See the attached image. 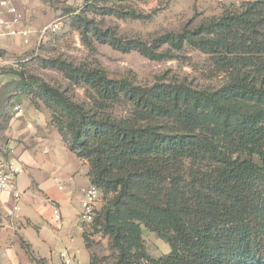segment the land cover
<instances>
[{
	"label": "trees",
	"instance_id": "1",
	"mask_svg": "<svg viewBox=\"0 0 264 264\" xmlns=\"http://www.w3.org/2000/svg\"><path fill=\"white\" fill-rule=\"evenodd\" d=\"M124 2L88 0L76 14L83 40L90 34L155 60L189 46L223 82L141 84L99 66L45 60L84 89L79 100L45 82L37 86L54 107L50 124L87 163L89 184L100 193L91 232L82 233L88 264H264V0H245L149 41L122 37L87 16L148 17ZM142 227L169 251L150 256ZM93 233L108 238L110 254L90 250Z\"/></svg>",
	"mask_w": 264,
	"mask_h": 264
},
{
	"label": "rangeland",
	"instance_id": "2",
	"mask_svg": "<svg viewBox=\"0 0 264 264\" xmlns=\"http://www.w3.org/2000/svg\"><path fill=\"white\" fill-rule=\"evenodd\" d=\"M245 0H125V4L148 17L144 19H121L112 15L102 16L88 12L103 27H112L122 37H139L146 41L169 30L217 16L224 8L236 7ZM22 13V20L9 28L0 30V159L12 157L11 145L27 124V119L49 117L54 111L37 91L39 82L72 93L79 100L84 98L82 85L77 84L51 66L45 60L60 58L74 64L99 66L111 77H128L144 84L155 80L184 81L199 88H215L223 82V74L211 76L207 56L186 46L178 57L155 60L138 51L123 52L94 37L83 40L76 14L83 10L88 0H11ZM58 22L56 31L49 24ZM24 26L25 36L12 29ZM21 73L23 77L19 75ZM31 86V87H30ZM30 87V88H29ZM19 106L21 111L15 109ZM64 168L72 169L76 180L83 176L84 166L78 158L66 150ZM102 201L99 205L101 207ZM77 205V204H76ZM81 206L76 207L80 213ZM79 217V214H78ZM83 231L91 232V222H82ZM91 251L98 255L112 252L108 238L100 233L90 235ZM142 238L147 253L152 257L169 251V245L155 232L142 227ZM79 244V241H76ZM27 248L26 243H21ZM29 249V248H27ZM29 250H27L28 252ZM73 264H88V250L79 246ZM37 264L45 263L38 259ZM64 264V261H61Z\"/></svg>",
	"mask_w": 264,
	"mask_h": 264
},
{
	"label": "crops",
	"instance_id": "3",
	"mask_svg": "<svg viewBox=\"0 0 264 264\" xmlns=\"http://www.w3.org/2000/svg\"><path fill=\"white\" fill-rule=\"evenodd\" d=\"M36 117L27 119L11 145L12 157L21 168L17 186L22 194L17 209L12 211L11 192L0 191V217L4 219L0 228V264H37L41 258L45 260L43 264H61V253L73 264L78 260L79 246L86 249L76 207H80L83 190L89 185L88 165L78 158L84 169L81 179L76 180L72 169L63 166L69 154L58 131L48 116ZM47 199L59 206L60 222L53 221L52 203Z\"/></svg>",
	"mask_w": 264,
	"mask_h": 264
},
{
	"label": "built area",
	"instance_id": "4",
	"mask_svg": "<svg viewBox=\"0 0 264 264\" xmlns=\"http://www.w3.org/2000/svg\"><path fill=\"white\" fill-rule=\"evenodd\" d=\"M22 20V13L20 10L11 2V0H0V30L9 28L12 24H18ZM59 28L58 22L49 24L48 29L56 31ZM25 36L27 34L24 26L12 29L10 32ZM0 63L1 58H0ZM15 109L21 111L19 106H15ZM21 168L17 160L13 157L0 159V191L9 190L14 199V203L11 207L12 211L17 209V201L21 198V191L17 186V176ZM53 202V200L47 199ZM101 203L100 193L96 186L89 184L83 190L82 198L80 199L81 210L79 213V219L82 222H91L96 211L99 209ZM52 219L58 223L61 220V211L56 203H52ZM4 226V219L0 217V228ZM64 264H70L71 258L61 253Z\"/></svg>",
	"mask_w": 264,
	"mask_h": 264
}]
</instances>
